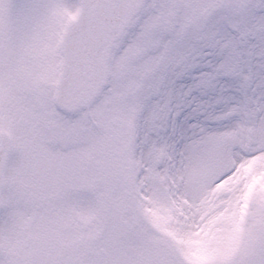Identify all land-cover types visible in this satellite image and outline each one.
<instances>
[{"label": "snow or ice", "instance_id": "snow-or-ice-1", "mask_svg": "<svg viewBox=\"0 0 264 264\" xmlns=\"http://www.w3.org/2000/svg\"><path fill=\"white\" fill-rule=\"evenodd\" d=\"M0 264H264V0H0Z\"/></svg>", "mask_w": 264, "mask_h": 264}]
</instances>
